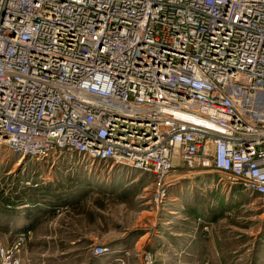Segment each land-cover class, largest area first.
Returning a JSON list of instances; mask_svg holds the SVG:
<instances>
[{
	"label": "built area",
	"instance_id": "2783aa9c",
	"mask_svg": "<svg viewBox=\"0 0 264 264\" xmlns=\"http://www.w3.org/2000/svg\"><path fill=\"white\" fill-rule=\"evenodd\" d=\"M0 142L129 166L158 200L206 162L264 213V0H0Z\"/></svg>",
	"mask_w": 264,
	"mask_h": 264
},
{
	"label": "rangeland",
	"instance_id": "374dc122",
	"mask_svg": "<svg viewBox=\"0 0 264 264\" xmlns=\"http://www.w3.org/2000/svg\"><path fill=\"white\" fill-rule=\"evenodd\" d=\"M20 157L0 142L5 225L32 224L21 264H264V213L206 162L178 164L158 200L150 176L126 165Z\"/></svg>",
	"mask_w": 264,
	"mask_h": 264
},
{
	"label": "crops",
	"instance_id": "0c3cea01",
	"mask_svg": "<svg viewBox=\"0 0 264 264\" xmlns=\"http://www.w3.org/2000/svg\"><path fill=\"white\" fill-rule=\"evenodd\" d=\"M232 188L233 189L237 188L236 190L239 191L238 187H236V186H233ZM27 221H28V219H27ZM28 222L23 223L24 224L23 227H20L18 229L14 228V227H10V226L7 227L5 225V220H4L3 204L0 205V237L6 238V237L10 236L11 234H13V232L16 233V231H20V232H22V231H30L32 233V229H31L32 228V224H30ZM104 254L105 253H103V255Z\"/></svg>",
	"mask_w": 264,
	"mask_h": 264
},
{
	"label": "bare ground",
	"instance_id": "6f19581e",
	"mask_svg": "<svg viewBox=\"0 0 264 264\" xmlns=\"http://www.w3.org/2000/svg\"><path fill=\"white\" fill-rule=\"evenodd\" d=\"M7 146V145H6ZM13 153H15V154H17L16 152H14V151H12ZM72 154L73 153H70V152H67L66 150L65 151H63V152H60V156L62 155V156H72ZM19 155V154H18ZM77 155V154H76ZM20 156V155H19ZM22 158H24V157H26V156H21ZM20 157V158H21ZM80 157H81V159H83V160H86V162H88V163H90V165H92V164H99V163H103L101 160H97V159H92L91 157H85V156H81L80 155ZM30 159H33V158H30ZM35 160V159H34ZM40 161H42V160H40ZM122 165V164H121ZM205 181H207V182H211L212 181V179H211V177H208V178H206V180ZM213 181H214V179H213ZM212 181V182H213ZM233 185H236V184H233ZM244 191H246L245 193H249L251 196H252V192L250 191V190H244ZM141 239L143 238V237H140ZM140 239V240H141ZM109 253V251H108V249L107 250H104L103 252H102V254L103 253H105V254H108ZM113 252H117L116 250H114ZM104 254V255H105Z\"/></svg>",
	"mask_w": 264,
	"mask_h": 264
}]
</instances>
